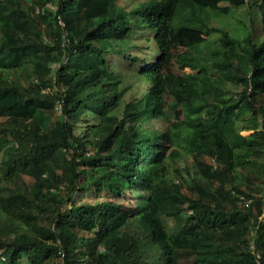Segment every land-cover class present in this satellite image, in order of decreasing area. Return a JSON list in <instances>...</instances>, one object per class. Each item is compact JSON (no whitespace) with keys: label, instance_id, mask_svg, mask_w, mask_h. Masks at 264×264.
Masks as SVG:
<instances>
[{"label":"trees","instance_id":"16d2710c","mask_svg":"<svg viewBox=\"0 0 264 264\" xmlns=\"http://www.w3.org/2000/svg\"><path fill=\"white\" fill-rule=\"evenodd\" d=\"M46 1L0 0V264H264V0L242 33L214 25L225 0ZM140 49L158 52L135 67L148 86L117 113L109 56Z\"/></svg>","mask_w":264,"mask_h":264},{"label":"rangeland","instance_id":"374dc122","mask_svg":"<svg viewBox=\"0 0 264 264\" xmlns=\"http://www.w3.org/2000/svg\"><path fill=\"white\" fill-rule=\"evenodd\" d=\"M45 1V4L43 5V8L48 9L52 12H54L57 9V3L54 2H48L46 0H42ZM244 1L245 0H225L222 1L221 4L224 6L225 11H229L230 8H234L231 11V14L229 16L226 17H217L214 22V25H221L222 24H226L228 25L230 28H233V31H240V33H242L243 27L240 21V16H242V12H244L245 6L244 5ZM235 4V5H234ZM43 8L40 9V13L42 14V16L46 17L45 20L46 21H50L51 20V16L48 13L43 12ZM236 8V9H235ZM240 17V18H239ZM218 25V26H219ZM184 33L186 35H190L194 38H198L201 36L200 32H194V31H190V30H185ZM142 34V29L138 28V33L136 35H132L130 34V38L137 41L138 44L142 45L144 44V40L141 37ZM152 47V44H149ZM137 54H139L140 57V61H133L132 58H127L124 55H119V56H109V66L112 69H116V71H120L122 73V75L124 76V84L121 86L120 89V102L118 103L117 107L115 108L117 113H121V109L124 105V99L127 100H131L133 97H139V91L144 90L147 86H148V82L146 81L145 76L142 73H137L135 72V67H136V71L139 70L141 68V66L149 64L153 58L155 56L158 55L157 50H153V49H147V50H137L136 51ZM60 56H62V53L60 54ZM235 92V95L238 94L241 91V88H232ZM240 113V119L237 121L238 122V128L241 131L242 134H250L253 132V130H246L244 129L245 126L250 125L251 121H250V117L252 115L251 111L248 112H241ZM86 116L84 115L82 118L83 121L86 120L85 118ZM92 117V115H91ZM92 120V124L93 122L96 120L94 119V117L91 119ZM7 145V142L5 141L4 138L0 137V171L4 174V170L2 169V156H3V151L5 146ZM31 163L33 162L32 160L30 161ZM12 166H15L14 163L11 164ZM17 167V166H15ZM18 171L20 172L22 169L18 168ZM24 179L27 181L28 184L32 185V184H36V180L33 181L30 177H24ZM5 183L0 184V194L4 195V190H3V186ZM103 198L105 193L99 192V191H95V189L90 188V189H86L82 192L76 191L74 193V197L72 199V203H75L76 205H81L82 203H87V202H93L95 203V201L97 200V197ZM70 205H68V207H66L64 209L65 214H67L70 211ZM191 210L195 209V207H190ZM88 210L86 207L82 209V211H86ZM201 210V209H200ZM81 211V209L78 211V209H76L74 211L75 215H78V213ZM96 212V208H93L92 210L89 211V215H94V213ZM85 213V212H84ZM19 218L20 220H22L23 222L27 223L28 225H30L31 227H33L34 229H37L38 223H39V218L38 216L35 214L34 210H33V206L31 204V202H27V204L24 206V208L20 211L19 213ZM3 219V216H1L0 218V224L1 221ZM219 216H213L211 214H202L200 221L203 223L205 229H213L215 226V223L219 220ZM183 221V216L182 214H178L176 215L174 218L170 219L169 222V230L170 232H173L177 229L178 225L181 224ZM104 247V246H103Z\"/></svg>","mask_w":264,"mask_h":264}]
</instances>
